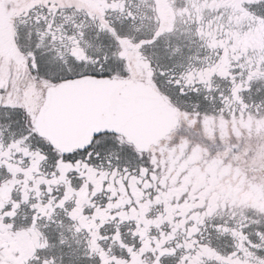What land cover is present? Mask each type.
Returning a JSON list of instances; mask_svg holds the SVG:
<instances>
[{"label":"snow or ice","instance_id":"snow-or-ice-1","mask_svg":"<svg viewBox=\"0 0 264 264\" xmlns=\"http://www.w3.org/2000/svg\"><path fill=\"white\" fill-rule=\"evenodd\" d=\"M0 264H264V0H0Z\"/></svg>","mask_w":264,"mask_h":264}]
</instances>
